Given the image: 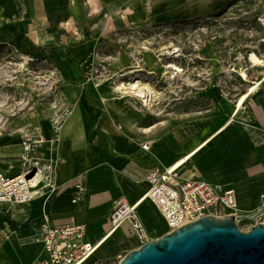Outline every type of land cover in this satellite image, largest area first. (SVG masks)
<instances>
[{
    "label": "crops",
    "instance_id": "crops-1",
    "mask_svg": "<svg viewBox=\"0 0 264 264\" xmlns=\"http://www.w3.org/2000/svg\"><path fill=\"white\" fill-rule=\"evenodd\" d=\"M231 1L0 0V50L9 45L21 57H44L43 67L46 65L50 86L66 91L76 84L83 92L85 85L92 83L84 80L82 66L73 58H81L86 50H77L74 55L71 48L68 49L70 53L58 48L59 43L66 39L98 41L101 35L92 30L112 27L119 18L117 14L121 15V26H147L209 16ZM63 27L79 36L73 31L69 37L60 36L58 29ZM48 41L53 43L49 48L43 44ZM251 68L258 69L260 76L247 80L246 90L240 96L247 95L241 108L237 107L240 98L235 103L225 98L224 112H218L216 108L215 112L204 116L180 118L166 114L149 121L135 109L121 105L117 111L120 125L111 128L103 123V132L96 125V110L91 109L84 98L74 100L67 96L63 101L55 102V106L70 107L59 133L50 124L51 114H34L32 117L33 133H41L45 141L29 154V158L24 152L20 132L25 119L19 115L16 117L20 122L18 129L13 131L14 134H5L7 138H16L17 142L3 148L6 152L14 149L19 153V166L11 169L3 165L0 172L8 176L20 174L32 159L51 163L57 189L52 192L42 182L36 196L38 200H44L45 209L37 208L34 199L26 203L43 216L42 224L47 219L50 224L71 221L85 224L87 238L93 242L108 233L107 209L114 201L123 199L139 204L149 188L143 177L145 170L155 165L174 167L185 160L176 168L183 177L235 188L241 214L264 209V65L252 62ZM208 87L217 93L216 83H209ZM100 89L103 91V87ZM154 89L162 93V99L167 103L166 88ZM105 94L103 92V96ZM118 96L115 99H122ZM103 100L105 103L108 99ZM144 144L148 145L147 149ZM16 168L22 170L15 172ZM78 181L86 187L82 194L75 188ZM138 213L150 233L166 226L157 206L148 198L138 205ZM43 256L41 245L37 243L35 258Z\"/></svg>",
    "mask_w": 264,
    "mask_h": 264
},
{
    "label": "rangeland",
    "instance_id": "rangeland-1",
    "mask_svg": "<svg viewBox=\"0 0 264 264\" xmlns=\"http://www.w3.org/2000/svg\"><path fill=\"white\" fill-rule=\"evenodd\" d=\"M117 15L119 18L112 27L92 30L101 35L100 40L79 42L81 39L70 41L65 38V42L57 45L66 52L69 48L72 53L86 50L81 58H73L82 66L83 74L91 71L92 85H85L83 92L76 84L66 91L50 86L46 65L43 67L44 57H21L9 45L0 50V169L3 165L11 169L19 166V153L14 149L8 152L3 149L5 145L17 142L16 138L5 136L18 129L20 122L16 117L24 116L22 126L32 131L34 114H52L65 107L70 109L67 105L55 106L56 101H63L67 96L74 100L84 98L85 103L96 110V125L103 132V123L111 128L120 125L117 111L121 105L135 109L149 121L166 114L192 118L209 115L216 108L218 112H224L225 98L237 102L246 90L247 80L260 76L258 69L251 68L249 57L257 54L258 64L264 65V0H233L209 16L147 26H121V15ZM85 29L88 31L89 27ZM72 31L63 27L58 29V34L68 36ZM75 35L79 36V33ZM43 44L49 48L53 43ZM166 50L170 53H165ZM169 64L180 67L181 71L170 76ZM134 78L150 82L158 90L166 88L167 103L162 99V93L150 110L142 108L130 96L115 99L118 95L116 86ZM209 83H216L217 93L210 91ZM103 92L108 95L103 96ZM105 98L107 102L102 103ZM8 161L11 163L7 164ZM21 170L18 168L15 172ZM114 205L115 201L107 209L108 217ZM42 222L43 216L35 212L30 203H0V264H32L36 259ZM257 222H264V211L254 220H241L239 228L248 231ZM166 232L164 225L149 234L157 238ZM140 245L129 225L124 223L92 260L104 258V261L119 264L128 251ZM105 252L107 256L103 255Z\"/></svg>",
    "mask_w": 264,
    "mask_h": 264
},
{
    "label": "built area",
    "instance_id": "built-area-1",
    "mask_svg": "<svg viewBox=\"0 0 264 264\" xmlns=\"http://www.w3.org/2000/svg\"><path fill=\"white\" fill-rule=\"evenodd\" d=\"M90 72L86 74L88 81ZM69 113L70 109L65 107L50 115V124L56 133L62 129ZM35 130L39 131V128L35 127ZM20 132L24 152L29 158V154L37 150L45 138L41 133H33V130L25 128H21ZM143 147L147 149L148 145L144 144ZM53 168L51 163L32 159L31 164L20 174L8 176L0 172V202H29L39 193L42 182L54 192L57 185ZM32 171L34 174L29 176ZM143 177L149 183L147 198L157 206L164 217L167 232L205 215L241 214L237 193L233 187L199 178H185L173 167L158 165L147 168ZM75 188L79 194L86 191L81 181L75 183ZM77 199H80V196ZM124 223L129 225L141 244L153 239L139 216L138 203L132 204L120 199L115 202L110 212L108 233L116 232ZM101 240H89L85 224L73 221L50 224L47 219L37 237V243L41 245L44 256L32 264H115V261L92 260Z\"/></svg>",
    "mask_w": 264,
    "mask_h": 264
},
{
    "label": "water",
    "instance_id": "water-1",
    "mask_svg": "<svg viewBox=\"0 0 264 264\" xmlns=\"http://www.w3.org/2000/svg\"><path fill=\"white\" fill-rule=\"evenodd\" d=\"M263 211L202 216L131 249L119 264H264V222L239 228Z\"/></svg>",
    "mask_w": 264,
    "mask_h": 264
},
{
    "label": "bare ground",
    "instance_id": "bare-ground-1",
    "mask_svg": "<svg viewBox=\"0 0 264 264\" xmlns=\"http://www.w3.org/2000/svg\"><path fill=\"white\" fill-rule=\"evenodd\" d=\"M165 53H170L169 50H166ZM251 61L253 63H260V58L255 54H251L250 56ZM167 68H170L171 70L168 72L170 76H174L176 74H178L181 69L180 67L174 65V64H169V66H167ZM116 92H118V97L119 98H124L126 96H130L135 98L139 103L140 106L144 109H152L154 102H156L159 97H160V93L157 92L154 87L151 85L150 82H147L145 80H140V79H132L130 81H124V82H120L116 88H115ZM247 95H243L239 102L237 107L241 108L243 106V102L245 100ZM185 160H181L179 161L173 168H178ZM35 181V179H34ZM38 194H36L34 196V203L36 204V207L41 209V211H43L45 209V202L44 200H38V198L36 197ZM147 200V195L144 193L141 197V199L139 200V204L145 202ZM75 201V200H74ZM138 204V205H139ZM115 232H111V233H106L101 239V242L99 244V246L97 247V251L113 236ZM2 261H4L2 259Z\"/></svg>",
    "mask_w": 264,
    "mask_h": 264
}]
</instances>
